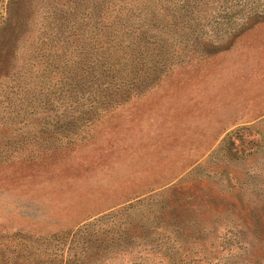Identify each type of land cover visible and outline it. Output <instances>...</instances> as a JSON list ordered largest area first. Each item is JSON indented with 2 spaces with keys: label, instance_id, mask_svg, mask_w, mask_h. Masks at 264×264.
Wrapping results in <instances>:
<instances>
[{
  "label": "rangeland",
  "instance_id": "374dc122",
  "mask_svg": "<svg viewBox=\"0 0 264 264\" xmlns=\"http://www.w3.org/2000/svg\"><path fill=\"white\" fill-rule=\"evenodd\" d=\"M125 7L177 17L121 98L77 83L99 0H0V264H264V0Z\"/></svg>",
  "mask_w": 264,
  "mask_h": 264
},
{
  "label": "trees",
  "instance_id": "16d2710c",
  "mask_svg": "<svg viewBox=\"0 0 264 264\" xmlns=\"http://www.w3.org/2000/svg\"><path fill=\"white\" fill-rule=\"evenodd\" d=\"M126 2L127 0H99V10L97 11L98 26L97 31L95 32L96 40H98V54H96L97 57L95 56L94 63L90 62L85 57H80L78 63L80 75L77 78V83H83V81L88 78V81H92L95 83L96 87L105 89V91H108L112 85H116L119 90L118 92L122 91L121 96H119L121 98H124L131 89L140 87L144 82V79L141 78L135 82L117 81L113 79L115 72L124 70L126 59L132 55L141 56L142 54L152 53L151 51L154 50L159 52L154 48V46L158 45L161 41L159 39L160 35L156 32L163 28L172 27H169L168 23L173 21L171 24H174V18L177 17L174 12H170V18L161 20L157 18L159 10L152 12L138 11L135 13L137 19L135 20V24H133L136 28L132 29L130 26L131 12L126 11ZM161 21H163L164 24ZM158 22L159 25L157 26L156 23ZM254 22H258V20L255 19ZM151 27H153L155 31H150ZM150 36H153V39H150ZM67 75L74 79L73 72H69ZM68 84L71 85V83ZM110 101V98L100 99V103L106 104ZM2 158L4 157L0 155V159ZM251 213L252 212L248 211V215ZM252 214L257 215L258 212L255 211ZM254 216L255 215H253V217ZM77 231L78 232L72 234L71 238L75 236V234H79L85 239L86 233L91 232L85 227ZM127 233L132 234V232ZM67 237L68 236L63 235L59 238V236L54 235L51 240L57 243H62ZM99 251L101 250L81 252V256H78L75 261H85L91 257H97L102 253ZM73 255L75 254H72V256L69 253H65L64 255L61 254V256H63L64 264H71Z\"/></svg>",
  "mask_w": 264,
  "mask_h": 264
}]
</instances>
